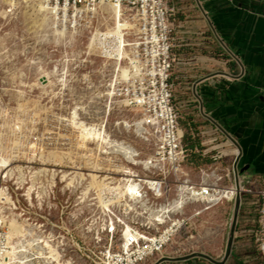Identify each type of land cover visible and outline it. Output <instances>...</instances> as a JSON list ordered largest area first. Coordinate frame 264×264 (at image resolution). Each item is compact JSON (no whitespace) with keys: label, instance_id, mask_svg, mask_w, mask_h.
Here are the masks:
<instances>
[{"label":"rangeland","instance_id":"rangeland-1","mask_svg":"<svg viewBox=\"0 0 264 264\" xmlns=\"http://www.w3.org/2000/svg\"><path fill=\"white\" fill-rule=\"evenodd\" d=\"M13 2L15 4L10 6L8 1L0 0V132L7 139V136L11 135L9 126L14 125L17 122L16 119L20 121L21 130L16 131L24 142L25 153L22 152L18 158L11 161L10 168L13 170L14 177L1 179L0 187L7 188L16 207L15 213H31L32 219L44 222L52 219L59 220L61 223L59 229L62 231L64 241V254L67 259L73 257L75 264H95L94 261H98L101 248L107 243L106 236L100 233L105 241L96 242V230L87 233L85 225L86 219L94 214V209L97 207H88L87 204L77 201L78 193H72L67 188V183L61 180L62 173L57 176V184L52 189L50 198L42 199L41 206L38 205L35 195H33L32 203L28 204L24 193L30 184L28 171H37L42 168V161L39 158L40 151L43 149L44 152L55 151L56 148L66 151L70 147L76 148L75 142L70 143L67 138L73 130L64 119V117L68 118L70 109L75 103H83L87 107L86 112L79 111L86 121L101 120L100 117L103 116L106 98H101L103 94L101 97L99 94L106 91V83L114 74L116 67L113 60L108 62L105 59L99 47L90 50L89 43L96 27L105 29L103 25L110 19V15L99 9L107 17V21L102 15L96 16L92 22L85 19L82 26L74 33L73 38H70L73 31L67 30V40L64 41L54 34L50 26L38 20L33 7L35 0H13ZM105 45L108 50H113V41L106 42ZM41 68L48 72L52 70L63 72L65 68L68 69L64 90L60 89L63 86H59L54 90L55 93L50 91L48 94L43 93L41 85L46 84L47 81L44 80L45 78H39ZM38 81V85H33ZM19 104H24L22 110L17 109ZM175 107L183 133L185 153L182 166L190 177L198 181L205 174L213 180L215 175H222V170H232V164H227L224 159H214V156L218 155L217 151H207L208 145L204 143L201 133V124L207 122L204 117L199 113L187 115L180 112L177 106ZM33 114L38 115H34V118ZM141 115V113L136 114L131 107L115 106L110 114L108 130L137 150L141 159H146L154 152V136L148 133L143 135L142 139L133 130L116 126L117 121L123 119L131 121L138 119ZM27 130L31 133L28 134ZM6 139L0 141V146L7 144ZM30 143H34L38 150L31 152ZM67 160H63L62 168H52L70 172L71 167L74 166ZM117 162L119 163V160ZM17 166L22 167L20 168L25 175V183L20 189L16 184L18 170L15 168ZM84 167L82 171L89 173L87 165ZM218 167L221 168L217 169ZM136 169L144 172L142 166ZM39 178L38 183L47 181L45 177L39 176ZM220 186L223 189L235 187L233 173L228 178L225 176ZM244 190H251L252 194L238 191L233 200H224L214 209L196 217L194 221H190L188 230L185 231L187 235L178 236L176 243L174 241L170 243L164 252L170 255L203 253L214 258H225L229 252L231 259L237 264H240V261L244 264L245 253L249 251L256 252L258 255L255 234L259 230L261 199L257 195L258 188L252 184L245 186ZM238 196H240L239 201ZM173 197L174 195L171 194L170 199ZM202 208L200 204L191 205L183 213V217L190 219L196 211H201ZM74 219L77 221L72 225ZM190 237H195V239L189 240ZM247 242L251 245L249 250L245 245ZM177 250L180 251L177 252Z\"/></svg>","mask_w":264,"mask_h":264},{"label":"bare ground","instance_id":"bare-ground-1","mask_svg":"<svg viewBox=\"0 0 264 264\" xmlns=\"http://www.w3.org/2000/svg\"><path fill=\"white\" fill-rule=\"evenodd\" d=\"M5 1H8L10 6L15 4L13 0ZM33 7L35 12L37 13L38 20L42 24L50 26L49 28L53 29L54 34L59 36V39L61 37L62 40L64 39V41H66V33L68 30L67 25H61L59 27V22L57 21L58 16L56 15V13H58L60 10L59 5L49 3V0H35V4L33 5ZM83 9H87L85 18L89 22H92L98 15H102V17L107 21V17H105L104 13L102 14V12L106 11L109 13L110 19L106 22V24L103 25L105 26V29L102 30L100 29V27L95 28L94 34L90 38L89 49L94 50L95 48L99 47L101 53L105 56V59H107L108 62L114 58L116 69L119 70V73L120 71H122L121 78H125L128 80L130 78H128V66L127 64H123V60L124 58H128L131 55L130 52H132L131 49L125 48L126 45H129L132 41L131 39L126 38L127 35H130L128 34L127 30H129L133 26L132 23L124 19L122 17V10L120 11L118 7L111 3H101L99 5H95L93 8L85 6L83 7ZM99 9H101L102 12ZM63 17L65 21L67 19V13L66 15H63ZM79 28L73 27V29H70V31H73L71 32L70 38L74 37V33H76ZM109 41H113L114 44V47L112 46V51L108 50L105 45L106 42ZM116 56H119L120 58L118 57V59H116ZM54 71L55 70L48 72L43 70L42 68L40 69L39 78H45L44 80L47 81L46 84L41 85L43 93L48 94L49 91L55 93L54 90L59 86H63L60 87V89L64 90V87L67 83L68 69L66 70L65 68L63 72L58 70L55 72ZM117 79L118 78H115L116 81ZM109 81L110 86L107 88V83ZM109 81L106 83V91L104 90L105 92H101L99 94L100 97L103 94L101 98H106V105L103 111V116L100 117L101 120H84L81 117L79 111L86 112L87 107L84 106L83 103H75L73 108L70 109L68 118L64 117V119L68 122V126L73 130L71 131L73 133H71V135L73 136L69 134L70 137H65L69 138L68 140L70 141V143L71 141L75 142L76 148L73 149L70 147L69 149L67 148L68 150L66 151L61 148H56L55 151L50 150L46 152L43 151V148V150L40 148L42 151H40L39 153V158L42 161V168L37 171H28L30 184L28 187H26L24 193L25 199L28 204L32 203L33 195H35V198L38 201V205L41 206L42 199H45L46 197L50 198L52 194L51 191L57 184V176L59 173H62L61 180L67 183V188H69L72 193H78L79 198L77 201H81V203L87 204L88 207H95L93 204H97L98 207L97 209H94L93 214L95 215L94 217L97 218L94 219L93 217V222L97 220L99 226L95 227L93 226V224H89L88 226L86 225V227L87 233L88 230L90 231L95 227V229L97 230L96 239L100 243L104 241V239L101 238L100 233L106 230L109 231L110 228L112 229V231L116 230L117 222L123 224V237L129 238V235H134L133 231H137L135 226L133 225L135 223L142 222V224L149 225L151 228L156 227V229H158L157 222L165 226L168 220L171 219L172 214L176 215L182 212L181 210V212H176L175 208H177L176 206L180 204L177 198L168 200V202L166 203L156 204V207H153L152 205L153 198H150V195H152L153 197L156 195L154 193L149 194L147 190H153L155 185L157 186L158 183H155L156 179L149 177L147 173H149V170H152V168L154 167L163 168L165 165H160L158 161L154 163L155 158L152 156L146 159L138 158L140 154L137 150H135L125 140L115 137L113 133L108 130V121L110 118V114L115 109V106L124 107V104L127 103V101L121 100L115 96L114 92H116V89L112 88V85L116 84V81L113 82V78H111ZM38 84L39 81L33 83V85ZM60 93L61 92H59V94ZM22 108H24V104H19L17 107L18 110H22ZM133 110L136 112V114L141 113V117H139L138 119H133L131 121H128L127 119L120 120L119 122L117 121L116 126H122L126 130H133L134 133L142 139L144 138L143 135L148 133L156 137L155 131H152L150 130L151 128L147 127L150 126L148 125V123L151 124V122H149L143 110L140 108H133ZM34 115L36 114H33V116ZM16 121L17 122L14 125L9 126L11 134L10 137L7 136L6 139V137L3 136L0 132V141H4L6 139L7 142L5 146H0V180H5L7 177H14L13 170L10 168L12 166L11 161L14 158H18V155L22 152L25 153L23 149L24 142H22L21 137V139L19 138L20 135L16 131L21 130L22 124L17 119ZM30 131L28 134L31 133ZM180 136L183 137L181 129ZM29 146V150L31 152L38 150L35 148L36 145L34 143H30ZM109 153L114 155L122 154L124 157L128 158V161H126L127 164H122L120 160L118 163L115 159H108L110 162L109 166L112 167L110 171L119 173L118 176L120 178L113 177L110 174L107 175L108 177L104 178V176L102 177L100 176V174H98V171L102 166L100 158H102V155ZM64 159H68L74 166L71 167L72 170L70 172H65L63 170L59 171L55 169L56 167H63ZM83 165H87V167L90 168L89 173L86 174L82 171ZM48 166H50V168H48ZM138 166L143 167L144 174L146 175L142 176L137 173V171H135L134 167ZM20 167L17 166V168H15V170H18V177L16 178V184L19 186L18 189L22 188L23 184L25 183V175L23 173L24 171L22 172V167ZM39 176L47 178L45 179L47 181H45L44 183H38L40 181ZM137 177H140L141 180H136ZM78 188L82 189L78 190ZM235 194V188L224 189V191L222 192V199L223 201L232 200ZM106 196L107 199L105 198ZM172 201H175L174 205ZM14 205L15 204L9 196L7 188L0 187V227L5 230L4 233L6 239V242L4 243L5 249H3L4 253L2 255L1 264H75L73 263V257H69L67 259L66 255L64 254V241L63 243H55L51 239V237L45 239L44 235L41 234L44 233L43 228L39 226L38 223L27 224V219L23 218L22 215L14 212ZM216 205L218 204L211 205L208 211L214 209L215 207L213 206ZM114 212H120V214L117 215L120 221H116L112 217V213ZM195 218L196 217L194 215L191 216L190 221H194ZM165 228L166 232L170 234L171 231H169V226H166ZM146 238L154 239V242L157 241V238L153 235L149 237L146 236ZM194 239L195 237L189 238V240ZM174 242L176 243V241ZM127 246L128 245H126V247ZM155 246V244L154 246H149L148 250L150 251Z\"/></svg>","mask_w":264,"mask_h":264},{"label":"crops","instance_id":"crops-1","mask_svg":"<svg viewBox=\"0 0 264 264\" xmlns=\"http://www.w3.org/2000/svg\"><path fill=\"white\" fill-rule=\"evenodd\" d=\"M172 5L175 106L207 121L201 124L207 151L232 164L218 176L238 173L243 183L264 189V0H173ZM257 251L245 253L243 263L264 264ZM144 264L237 263L230 253L214 258L163 252Z\"/></svg>","mask_w":264,"mask_h":264},{"label":"built area","instance_id":"built-area-1","mask_svg":"<svg viewBox=\"0 0 264 264\" xmlns=\"http://www.w3.org/2000/svg\"><path fill=\"white\" fill-rule=\"evenodd\" d=\"M49 3L59 5L60 10L56 13L59 27L67 25L68 30L82 26L83 20L86 19L87 10L83 9V7L93 8L101 3H111L118 7L120 11L122 10V17L133 25L127 30L130 35L126 36L127 39L132 40L130 42L131 45L129 44L125 47L126 49H131L132 52H130L131 55L128 58L123 60V64L128 66V78H130L128 80L121 78L122 71L119 73V70L115 68L111 78H113V82L116 81L115 78L118 79L116 84L112 85V88L116 89L117 93L114 92V94L117 98L127 101L124 104L125 106L132 109H142L149 122H151V124L148 123L150 126L147 127L155 131L154 152L149 157L152 156L156 159H154V163L158 161L160 165L164 164L165 166L163 168L154 167L149 170L150 174L147 173L149 177L156 179L155 183H158L153 190L147 188L149 194L154 193L156 195L154 197L150 195V198H153V207H156V204H162L177 198L180 204L176 206V212H182L176 215L172 214L171 219L168 220L165 226L157 222L158 229L156 227L151 228L149 225L142 224V222L135 223L133 225L137 231H133L134 235H129V238L123 237V224L117 222L116 230L112 231L110 228L109 231L102 232L106 236L107 243L101 248L98 261H94V263L144 264L150 258L162 254L167 245L172 244L178 236L187 235L185 231L188 230L190 219L184 218L183 213L191 205L200 204L203 206L201 211L194 213L195 217H200L205 211H208L211 205H219L223 201L222 192L224 189L221 188L220 182L224 177L215 175V179L212 180L210 176H205L204 174L198 181H194L182 166L185 152L183 137L180 136L179 116L174 104V90L171 82L172 71L176 63L173 54L174 29L171 21L175 11L172 5L173 0H49ZM66 13L67 19L64 21L63 15H66ZM118 57L116 56L115 58L118 59ZM111 60L115 64V59ZM108 83L107 88L110 86V81ZM102 157V166L98 174L102 177L104 176V178L108 177V174L120 178L118 176L119 173L110 171L112 167L109 166L110 162L108 159L120 160L122 164H127L128 158L122 154L114 155L111 153L104 154ZM138 158L141 157L139 156ZM83 168H85L84 165L82 166ZM134 168L140 175H146L136 169L137 167ZM87 169L89 172L90 168L88 167ZM136 180H141V178L137 177ZM247 185H251V183H243L240 180V191L252 194L251 190H244ZM233 188L236 189V194L232 200L238 193L236 184ZM171 194L174 197L170 199ZM257 195L261 199V205L258 220L259 230L256 232L255 237L260 252L264 254V189H259ZM105 198L107 199V196ZM172 202L174 205L175 201ZM93 205L98 207L97 204ZM13 207L16 210L15 205ZM118 214L120 212L112 213V217L116 221H120L117 217ZM20 215L28 220L27 224L38 223L43 228L44 233L41 234L44 235L45 239L51 237L55 243H63L59 220L54 221L52 219L44 222L32 219L30 214L21 212ZM94 216L92 214L91 217L86 219L87 226L89 224H93L95 227L99 226L97 220L93 222ZM96 218L94 217V219ZM76 221L77 219H74L72 225ZM166 226H169L170 234L166 232ZM95 227L90 231L95 232ZM4 231L0 227V264L4 253L3 249H5L4 243L6 242ZM152 235L157 238L156 242H154V239L146 238V236ZM95 238H97V235ZM96 242L100 243L97 239ZM154 244L156 246L149 251L148 247L154 246ZM126 245L128 246L126 247Z\"/></svg>","mask_w":264,"mask_h":264},{"label":"water","instance_id":"water-1","mask_svg":"<svg viewBox=\"0 0 264 264\" xmlns=\"http://www.w3.org/2000/svg\"><path fill=\"white\" fill-rule=\"evenodd\" d=\"M236 178H235V184H236V188L238 191H240V176L238 173L235 174ZM240 200V196H238V201ZM229 254V252H228Z\"/></svg>","mask_w":264,"mask_h":264}]
</instances>
